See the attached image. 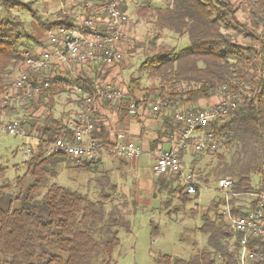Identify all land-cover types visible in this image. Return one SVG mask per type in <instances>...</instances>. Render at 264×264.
I'll list each match as a JSON object with an SVG mask.
<instances>
[{
  "label": "trees",
  "instance_id": "1",
  "mask_svg": "<svg viewBox=\"0 0 264 264\" xmlns=\"http://www.w3.org/2000/svg\"><path fill=\"white\" fill-rule=\"evenodd\" d=\"M18 1L0 0V4L7 13L20 6L35 17L31 4ZM237 1L241 2L236 7ZM151 2L146 3L145 19L153 21L156 28L187 36L190 46L177 53L170 50L148 57L140 66V75L171 82L169 90L162 88L160 93L154 92V98L165 103L166 108L210 99L223 88L230 94L240 89L234 112L224 122L212 124L210 130L216 138L222 136L235 145H242L241 150L247 157L240 169L230 174V195L264 193V71L261 70L264 63L259 64L264 43L258 50L253 44H240L234 36L235 33L256 41L257 32L264 35V0H167L163 8H150ZM244 5L249 15L248 24H243L237 15ZM57 17L49 27H71V13L57 14ZM13 26L9 20L0 22V90L20 63V52L24 50L19 45L22 35ZM180 84L193 88L176 91ZM81 87L85 93H93ZM64 91L61 80H52L38 98L39 102L44 104L47 100L51 106L52 97ZM141 91L140 79H131L128 96L135 100ZM127 100L128 97H124L123 101ZM61 136L70 138L71 132L51 114L44 116L38 134V150L25 162L26 174L15 183L17 205L14 208L7 194L11 187L2 183L4 170H0V200L5 196L10 200L8 209L0 207V264H96L99 258L101 264H112L113 252L119 246L117 233L120 229L128 231L129 222L114 213L106 215L102 203L92 202L76 192L52 184L42 195L55 168L67 160L60 154L45 157L47 144ZM77 163H82L88 171L94 164ZM225 171H221L222 174ZM254 177H257L256 184ZM179 180V176L161 175L154 183V191L168 189L171 194H178L182 204L189 203L192 200L184 189L177 192L173 188ZM257 204L258 200L254 201L251 210H255ZM232 214L237 216L241 212L232 210ZM217 219L222 222L213 223L208 219L199 229L200 233L209 235V250L187 261L165 257L164 264H218L216 253L224 255L227 264H237V255L229 250V240L233 237L237 252V238L221 216ZM262 245L259 240H251L249 248ZM254 264H264V259Z\"/></svg>",
  "mask_w": 264,
  "mask_h": 264
},
{
  "label": "rangeland",
  "instance_id": "2",
  "mask_svg": "<svg viewBox=\"0 0 264 264\" xmlns=\"http://www.w3.org/2000/svg\"><path fill=\"white\" fill-rule=\"evenodd\" d=\"M59 1H18L21 4H31L35 17L20 6L11 8L10 12L7 13L0 4V22L9 20L14 25L13 29L22 35L19 42V45L23 47L22 49L29 50L32 47L37 49L47 43L46 28L49 27V22L55 20L51 14L46 12L45 5H56ZM240 2H236V7L239 6ZM143 6H139L137 12L138 15L141 12L144 13L142 15L144 17L147 12H144L146 7ZM153 6H160L157 0L154 1ZM237 15L243 24L249 23V15L245 5ZM129 17L132 21L136 20L131 13H129ZM146 17L140 20L144 23L148 19H145ZM154 28H145V34L142 35L143 40L140 42L128 39L125 47L128 46L131 49L127 54H134V56L127 59L126 67L122 71L127 81L131 76H136L135 78L140 76V66L148 57L171 49L177 53L190 46L187 36H177L167 32L163 34L162 29L155 30ZM260 34V32L256 33L259 36L256 41L235 33L234 36L240 44H253V47L259 50L264 43V35ZM258 67L261 66L258 64ZM261 70L264 71V65ZM145 78L147 81L142 78L140 82L144 86L142 91L150 90L148 98L153 100L154 104L157 100L154 98V92L160 93L162 88L169 90L172 87L170 81L154 77ZM190 88L193 86L180 84L176 86V91H186ZM70 99L73 97L70 96L69 98L66 95L57 98L54 118L71 116L76 108L65 105ZM173 106L180 108L181 105L178 103V105ZM49 110L50 108L44 107L42 103L33 104L27 119L34 118L36 121L42 122V116L48 115ZM37 111L39 113L42 111L41 118L35 116L34 113ZM217 140L218 150L211 153L215 157H199L202 168L196 170L194 175L196 176L195 179L205 176L207 186H200L199 188L196 185V194L190 195L192 201L186 204H182L178 200L176 192L171 194L168 189L160 192L154 191L152 183L148 184L151 180L150 167L153 163L151 158L142 156L138 161L137 168L134 165L127 169L126 165L119 158H116L115 153L109 154L113 160L103 162V167L94 163L90 171L82 167V163H77V160L67 158L65 163L55 168L54 175L48 178L47 187L42 191V195L46 193L49 186L55 184L58 187L76 192L92 202L102 203L106 215L114 213L122 217L124 221L129 222L128 231L120 229L117 233L119 246L113 252L112 264H164L163 259L165 257L187 261L209 250L207 245L209 235L200 233L199 229L205 223L208 215L210 217L213 212H216V201L225 198V194H228V192H222L218 189V181L221 179L231 180L232 171L240 169V165H243L247 160L245 153L241 150L242 145H235L233 141L223 139L222 136L217 137ZM23 143L24 140L21 137L0 134V170H4L2 183H7L5 185L11 187L7 194L12 201V208L17 205L14 202L15 194H17L14 190L16 180L26 174ZM51 156L46 155L45 157ZM225 169V173L222 174L221 171ZM253 181L256 184L257 177H254ZM141 185H145V187H141ZM173 188L177 192L181 189L178 181L173 184ZM8 198L5 196L4 200H0L2 209L9 208L10 200ZM239 199L245 203L247 199L254 200L257 197L241 195ZM217 218L218 216L215 214L212 218L213 223L222 222ZM234 240L233 237L229 240V250L237 255ZM96 264H101L100 258L97 259Z\"/></svg>",
  "mask_w": 264,
  "mask_h": 264
},
{
  "label": "built area",
  "instance_id": "3",
  "mask_svg": "<svg viewBox=\"0 0 264 264\" xmlns=\"http://www.w3.org/2000/svg\"><path fill=\"white\" fill-rule=\"evenodd\" d=\"M125 0H74L71 11V27L54 26L46 28L47 47L41 50H22L20 63L15 67L9 80L0 90V134L13 137H24L28 126L25 116L14 115L7 120L11 112L29 105L49 88L54 79L55 70L75 69L86 64L113 66L124 58V47L128 37L124 34V26L130 21L123 9ZM259 64L264 63V48L260 51ZM36 81V83H34ZM246 87H250L247 85ZM241 90L230 94L227 88L218 92L219 101L211 109L178 112L174 121L182 126L178 135L170 137L172 148L159 149L154 153L153 170L157 176H179L182 189L188 195L196 194V184L192 174H185L181 168L179 152L190 146L196 153H214L218 150V140L210 130L216 122H224L237 107ZM80 102L76 120L71 126L70 139L59 137L47 144L45 156L63 155L66 158L94 162L101 152L110 145L101 143L93 137L95 132V108L97 103L119 104L125 97L123 89L105 86L91 95L82 87L72 89ZM160 99L152 107L158 112L164 106ZM135 104H130V113H135ZM39 142L37 141V144ZM38 148L27 138L23 150V158L29 161ZM117 157L126 161L140 158L141 150L132 141H123L119 136L113 144ZM218 188L225 194L220 216L228 229L233 233L237 246V264H254L264 259V193L257 195L258 204L255 210L241 215H233L229 195L232 181L221 179ZM259 240L262 246L249 248L250 241ZM218 264H227L221 253L215 254Z\"/></svg>",
  "mask_w": 264,
  "mask_h": 264
},
{
  "label": "crops",
  "instance_id": "4",
  "mask_svg": "<svg viewBox=\"0 0 264 264\" xmlns=\"http://www.w3.org/2000/svg\"><path fill=\"white\" fill-rule=\"evenodd\" d=\"M150 8H163L166 6L167 0H157L159 7H154V1L151 0ZM146 2L148 0H125L124 2V10L127 12L128 16L129 13L133 14V16L136 18L135 21L130 20L127 25L124 26V34L128 37L130 40H134L137 42L142 41V35L145 34V28H154L152 22L153 21H146L142 22L140 20L144 15V13L141 12L138 15V7L143 6L147 7ZM55 5V4H54ZM54 5H45L46 12L51 14L54 21L49 22V24L55 23L57 20V14H65V13H71L74 7V0H60L58 4ZM146 5V6H145ZM142 16V17H140ZM140 17V19H139ZM130 18V17H129ZM155 30L159 28H154ZM163 34L165 32L172 34L170 31L166 29H162ZM47 47V43L43 46H39L37 50H41L43 48ZM32 50H36L33 49ZM124 58L123 60L116 65L113 66H98L96 64H86L82 65L80 67H77L75 69H63L60 71H57L55 73V70L52 74V77H54L53 80L59 79L62 81L65 87V91L61 94L54 95L52 97V105L47 104L44 102V107L50 108L49 114H51L54 118L55 114V108L57 105V98L61 95H66L70 98L73 97V99H70L65 105H71L76 108L75 111L71 113V116L66 117H60L59 119L54 118L56 121H58L62 126L67 128L71 132V126L76 120V114L80 108V102L77 100V98L72 95V89L76 86H83L88 93H94L98 89H101L105 86H111L112 88H120L123 89L125 92V97H128L129 100L123 101L119 104H110V103H97L95 108V115H94V121H95V134L93 137L100 141L101 143H105L110 145V147L103 152L100 153V155L97 157L98 165L101 167L103 162L108 160H113L112 156H109L110 153H115L113 150V144L118 139L119 136L123 137V141H132L140 150H141V156L149 157L153 160V163L150 167V179L149 183H152V186L154 188V183L156 182L157 176L154 173L153 166H154V153L159 149H171L172 144L170 143V137L172 135H178L182 131V126L177 124L174 121V115L178 113L179 111L183 110L182 112L186 111H199V110H208L213 108L219 101L218 92L207 100H200L197 103H194L192 105H181L180 108H166V107H160L158 112H153L152 107L154 106L153 100H150L148 98V94H145V92L141 91L136 94V99L132 100L130 96H128V88H129V82L131 79H146L144 75H140L137 78L130 77L129 81L126 80V78L123 75V68L126 67V62L128 58H131L134 56V54H127L128 51L131 49L128 46L124 47ZM172 50V49H171ZM138 53V52H137ZM145 81V82H146ZM144 86L140 83V89H143ZM158 100V99H157ZM40 103L39 99H35L33 102H31L29 105L21 106L17 108L16 110L12 111L8 117V121L12 120L14 115L18 116H25L28 117V112L30 110V107H32L33 104ZM135 104V113L132 115L130 113V104ZM41 106V105H40ZM42 108V107H40ZM48 110V109H47ZM35 116L41 118L42 111L39 113V111L34 113ZM44 118V116H42ZM43 120V119H42ZM42 128V122L36 121V119L31 118L28 119V126L25 129V136L21 137L24 140L23 146L25 147L27 138L29 139V142H31L32 145H34V148H38L40 145V140L38 138L39 131ZM72 136V132H71ZM62 137V136H61ZM65 138V137H64ZM68 138V137H67ZM71 138V137H70ZM68 138V139H70ZM37 141L39 142L37 144ZM112 149V151H111ZM34 155V154H33ZM179 156L181 158V168L182 171L185 174H192L195 180V184L199 186H205L207 183L205 176H201L197 179L195 173L198 170H201L202 164L200 162L199 157H215L211 153H196L193 150V147L190 146L186 150H182L179 152ZM116 157V156H114ZM119 158V157H116ZM121 162L126 165V168L128 169L130 166L138 167V161L139 159L135 161H126L124 159H121ZM197 170V171H196ZM186 171V172H185ZM147 184V185H148ZM180 188H182V183L179 180ZM207 186V185H206ZM141 187H145V185H141ZM218 187V185H217ZM219 189V188H218ZM248 196V195H244ZM249 196H257V195H249ZM241 195H229V201H230V207L233 211L239 210L241 214H244L248 211H251V208L253 206V202L257 199H247L245 203H242L243 201H240ZM243 197V196H242ZM252 200V201H251ZM224 204V198L218 199L216 201V209L215 213L213 212L212 216L207 217L206 220H211L213 222L212 218L216 214L218 217L220 216V209L222 205ZM211 218V219H210ZM236 238V237H235ZM230 242V241H229ZM230 246V243H229Z\"/></svg>",
  "mask_w": 264,
  "mask_h": 264
}]
</instances>
